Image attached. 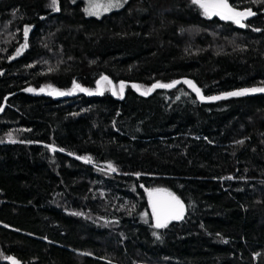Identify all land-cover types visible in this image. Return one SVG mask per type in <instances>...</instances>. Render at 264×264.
<instances>
[{"label": "trees", "instance_id": "trees-1", "mask_svg": "<svg viewBox=\"0 0 264 264\" xmlns=\"http://www.w3.org/2000/svg\"><path fill=\"white\" fill-rule=\"evenodd\" d=\"M46 2L0 0V264H264V92L227 95L264 88V0H227L243 27L192 0ZM155 189L183 205L159 229Z\"/></svg>", "mask_w": 264, "mask_h": 264}, {"label": "snow or ice", "instance_id": "snow-or-ice-1", "mask_svg": "<svg viewBox=\"0 0 264 264\" xmlns=\"http://www.w3.org/2000/svg\"><path fill=\"white\" fill-rule=\"evenodd\" d=\"M194 4H198V6L204 10V14L211 17L212 15H218L221 19H230L233 20L235 23L240 24L241 27L244 25L240 23L241 18L249 15H254L250 10L247 12L243 11H236L234 10L227 2V0H192ZM52 6L55 8L57 4V0H51ZM119 6L118 0L116 3H113V0H109L107 4H96L93 3L91 7L93 9H100L108 10L110 7ZM58 10V9H57ZM97 11H89V15H97ZM28 28H25L24 36L25 41H27V35H28ZM23 47H27V44L25 43L22 45L21 49L17 50V55L20 54ZM102 79L107 80L106 77H103ZM186 84H188L190 87L193 88V90L197 93V96L200 97L201 100L204 99L203 96L200 95V90L195 87V85L192 84L191 81H185ZM174 84H157L153 85V88L155 87H164V88H170L173 87ZM75 88H79V85L74 83ZM133 87H137L136 85H133ZM81 91H87L86 89H80ZM123 90V85H121V93ZM31 91V89H29ZM43 91V90H41ZM55 92V90H52ZM151 91V89H149ZM264 92V88L260 89H245L239 92H232L228 93V96H241L246 95L249 92ZM56 95H68L71 93H63V92H56ZM91 94V93H89ZM117 93L115 90L113 91V95H116ZM142 95L146 93H141ZM223 97H210L209 99L215 100V99H221ZM14 142V141H13ZM243 141H240L242 143ZM87 162V161H86ZM109 168H111V165H109ZM112 171H115L114 168H111ZM231 179V177H229ZM150 204L152 207V216L155 220V227L157 229L163 228L167 226V223L169 220L174 219H180L183 215V205L177 199L172 193L167 192L164 189H155L153 191H150L148 193ZM153 197H156L155 199ZM153 235H156V233H153ZM159 238V237H157ZM11 259V258H10ZM12 264H15V261L12 262Z\"/></svg>", "mask_w": 264, "mask_h": 264}, {"label": "rangeland", "instance_id": "rangeland-1", "mask_svg": "<svg viewBox=\"0 0 264 264\" xmlns=\"http://www.w3.org/2000/svg\"><path fill=\"white\" fill-rule=\"evenodd\" d=\"M71 2H80L81 3V6H82V11H83V13H84V15L86 16V17H92V18H100V17H102V16H104V15H106V14H108V13H110V12H112V11H116V10H118V9H120L124 4H125V2L127 1V0H118V4H119V6H115V7H110V8H108V10H103L102 8H100V9H93L92 7H91V5L93 4V3H96V4H107L108 2H109V0H70ZM117 2V0H113V3H116ZM46 5L48 6V8L51 10V11H56L57 10V4H56V7L54 8L53 6H52V3H51V0H47V2H46ZM198 5V4H197ZM89 11H97L98 12V14L97 15H89ZM204 11V10H203ZM212 16H215V17H217L218 19H221L220 18V16H218V15H212ZM242 19V18H241ZM227 20H230V19H227ZM233 21V20H232ZM234 22V21H233ZM235 23V22H234ZM240 23L242 24V20H240ZM235 25L236 26H238V27H241L240 26V24H237V23H235ZM24 31H25V29H24ZM23 31V32H24ZM22 47V46H21ZM21 47H18L16 50H15V52L13 53V55H11V57H10V59H13V58H15V57H17L18 55H17V50L18 49H21ZM24 50V47L22 48V51ZM21 51V52H22ZM20 52V53H21ZM20 55V54H19Z\"/></svg>", "mask_w": 264, "mask_h": 264}, {"label": "water", "instance_id": "water-1", "mask_svg": "<svg viewBox=\"0 0 264 264\" xmlns=\"http://www.w3.org/2000/svg\"><path fill=\"white\" fill-rule=\"evenodd\" d=\"M180 83L184 84V85H185V86H186V87H187L192 93H194L198 100H200V101H210V99H203V100H201L200 97L197 96V93L193 90V88L190 87L188 84L185 83V80H181ZM108 84H109L110 90L112 91V85H111L109 82H108ZM170 84H174V86H175V85L177 84V81H175V82H173V83H170ZM174 86H173V87H174ZM131 88H132V89H133L138 95H140L141 97H148V96L150 95L151 91H153V90H169V89H171L172 87H170V88H164V87H155V88H153V85H151V86L147 89V91L145 92L146 94H144V95L141 94L142 91H139V90L135 89L132 85H131ZM76 89H78V88H76ZM149 89H151V91H149ZM118 93H119V99H121V98H122L121 84H118ZM143 93H144V92H143ZM153 198L155 199L156 197H153ZM148 204H149V208H150L151 215H152V207H151V204H150L149 195H148ZM152 219H153V216H152ZM174 220H175V219H174ZM169 221H171V220H169ZM153 224L155 225V220H154V219H153Z\"/></svg>", "mask_w": 264, "mask_h": 264}]
</instances>
